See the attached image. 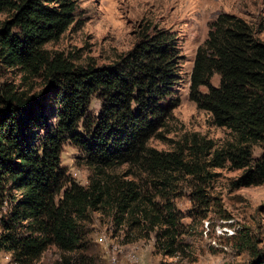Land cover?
Wrapping results in <instances>:
<instances>
[{"label": "trees", "instance_id": "16d2710c", "mask_svg": "<svg viewBox=\"0 0 264 264\" xmlns=\"http://www.w3.org/2000/svg\"><path fill=\"white\" fill-rule=\"evenodd\" d=\"M77 2L0 0V14L8 15L0 24V64L19 69L24 77L41 75L48 87L38 94L0 89V210L10 204L0 218V251L9 252L17 264L38 260L50 245L75 253L82 247L80 224L87 213L110 209L116 223L145 226L154 232L155 246L175 256L180 243L171 207L157 208L133 182L117 181L105 170L147 167L160 178L156 189L161 195L168 190L170 172L203 182L212 176L205 167L226 163L244 170L234 188L262 184L264 42L241 18L216 17L196 49L188 99L215 126L229 130L234 141L214 150L211 141L193 135L187 157L182 150L162 154L147 144L179 105L172 98L181 60L177 36L145 26L133 48L107 68H76L61 55L50 59L42 48L75 22ZM215 75L217 87L211 85ZM94 95L103 99L96 118L88 113ZM65 142L80 151L92 171L87 187L68 179L60 166ZM257 144L262 154L253 161ZM63 264L84 262L64 259Z\"/></svg>", "mask_w": 264, "mask_h": 264}, {"label": "rangeland", "instance_id": "374dc122", "mask_svg": "<svg viewBox=\"0 0 264 264\" xmlns=\"http://www.w3.org/2000/svg\"><path fill=\"white\" fill-rule=\"evenodd\" d=\"M75 22L56 41L43 46L52 59L61 55L76 68L112 67L138 42L143 27L173 32L181 55L177 84L172 98L179 105L172 110L160 135L147 146L158 153L182 150L189 155L193 135L212 142L213 149L234 141L232 133L215 126L211 116L198 110L188 99L189 78L196 49L207 38L209 25L220 14L241 18L264 42V0H77ZM8 15L0 14V24ZM218 76L211 85L218 86ZM42 93L47 90L43 76H26L19 69L0 64V89ZM202 93L206 88H200ZM103 104L98 95L91 98L88 113L96 118ZM262 154L260 145L252 147V160ZM78 149L65 142L60 166L68 179L87 187L92 171L84 164ZM206 156L204 161H208ZM210 177L202 182L185 173L170 172L164 195L156 189L155 177L141 165H122L106 169L117 181H131L141 194L153 199L157 208L168 204L176 217L179 252L168 256L155 246L154 232L123 220L116 223L110 209L90 211L80 224L82 247L64 253L50 245L39 259L26 264H63L64 259H81L84 264H262L264 262V182L258 186L234 188L244 170L208 168ZM164 177V178H165ZM159 187V186H158ZM198 189L204 198L199 197ZM9 203L0 210V218ZM182 248L186 252H181ZM187 253V254H186ZM0 264H17L11 254L0 251Z\"/></svg>", "mask_w": 264, "mask_h": 264}]
</instances>
